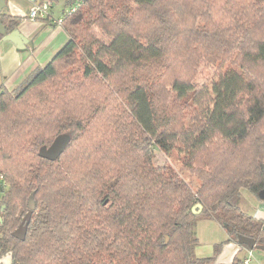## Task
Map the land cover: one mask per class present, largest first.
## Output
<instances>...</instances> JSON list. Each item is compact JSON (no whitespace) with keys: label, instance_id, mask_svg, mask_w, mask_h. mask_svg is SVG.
Returning <instances> with one entry per match:
<instances>
[{"label":"trees","instance_id":"trees-1","mask_svg":"<svg viewBox=\"0 0 264 264\" xmlns=\"http://www.w3.org/2000/svg\"><path fill=\"white\" fill-rule=\"evenodd\" d=\"M63 7L64 44L16 88L0 86V261L215 264L220 245L194 253L198 216L230 225L224 242L238 250H250L238 234L264 244V223L238 200L264 182V0ZM20 18L0 11L6 32ZM202 62L215 66L207 90ZM60 132L70 135L60 155L39 156ZM158 147L181 153L195 187L155 160Z\"/></svg>","mask_w":264,"mask_h":264},{"label":"crops","instance_id":"crops-1","mask_svg":"<svg viewBox=\"0 0 264 264\" xmlns=\"http://www.w3.org/2000/svg\"><path fill=\"white\" fill-rule=\"evenodd\" d=\"M40 1L42 0H5V6L0 9L2 12L21 16L15 35L18 43L0 38V86L6 89L16 88L31 70L45 64L68 38L64 28L55 22L61 14L53 16L51 13L53 1L45 15L35 19L27 17L28 8ZM44 17H49L50 21ZM252 207L249 214L264 223V200L254 201ZM225 245V251H229L226 253L227 261L232 260L240 246L231 241Z\"/></svg>","mask_w":264,"mask_h":264},{"label":"rangeland","instance_id":"rangeland-1","mask_svg":"<svg viewBox=\"0 0 264 264\" xmlns=\"http://www.w3.org/2000/svg\"><path fill=\"white\" fill-rule=\"evenodd\" d=\"M53 1L51 7V13L53 16H58L63 12V0H51ZM100 35L99 31H95ZM101 36V35H100ZM215 66L202 62L200 69L196 75V84L197 88L205 86L204 88L209 87L210 81L214 76ZM216 79V78H215ZM207 86V87H206ZM203 88V89H204ZM202 91V90H201ZM202 96L201 98H203ZM199 98V95H198ZM155 160L159 163L166 161L176 172H178L186 181L191 183L193 187L197 185V179L191 175L189 170L182 164V155L176 149H165L164 147H158L155 149ZM249 197V198H248ZM239 205L242 210L247 213H251L253 210L252 204L254 201H259L256 195L252 194L246 189H242L239 195ZM201 211V210H200ZM197 212L195 214L200 213ZM3 216V206L0 207V221ZM194 231L197 238V245L194 249V253L197 256H212L215 254L214 248L216 245H220L219 253L215 256V264H231L233 261L230 259L227 261L228 252L225 251V240L228 237L227 229L222 226L220 223L214 219H210L204 216H198L194 221ZM241 247V246H240ZM251 256H249L248 251L238 250L235 254L239 256L241 261L247 255L250 257L248 264H264V251L258 248L250 249ZM234 254V255H235ZM0 264H4L3 261H0Z\"/></svg>","mask_w":264,"mask_h":264},{"label":"water","instance_id":"water-1","mask_svg":"<svg viewBox=\"0 0 264 264\" xmlns=\"http://www.w3.org/2000/svg\"><path fill=\"white\" fill-rule=\"evenodd\" d=\"M5 6V0H0V9ZM0 33H2V37L4 40H12L18 43L16 40V33L17 30L14 28L13 30L6 32L4 26L0 22ZM70 139V135L66 132H60L57 135L53 137V139L50 141L49 144H43L39 146L37 150V154L43 158H46L48 160H54L56 159L60 153L64 150L66 147L68 141ZM34 191H31L30 194L28 195L27 199V209L25 213L22 215V218L17 225L12 231L11 235L18 238V239H23L25 236L26 232V227L30 219L31 212L34 208L35 201L33 198ZM257 196L259 199L264 200V182H263V187L258 191ZM202 205L200 203H195L191 207L192 213H197L201 210ZM226 229H230V225H225L224 226ZM165 239H167V236H165ZM237 242L238 243H243L245 244L248 248H258L264 251V244H256L255 240L253 237L250 236H245L242 234L237 235Z\"/></svg>","mask_w":264,"mask_h":264},{"label":"built area","instance_id":"built-area-1","mask_svg":"<svg viewBox=\"0 0 264 264\" xmlns=\"http://www.w3.org/2000/svg\"><path fill=\"white\" fill-rule=\"evenodd\" d=\"M51 5V0H42L38 3H33L27 10V17L30 19H35L39 16L45 15L47 13L48 8ZM249 256H251L250 250H248ZM248 255L244 257L243 264H248L250 261V257Z\"/></svg>","mask_w":264,"mask_h":264}]
</instances>
